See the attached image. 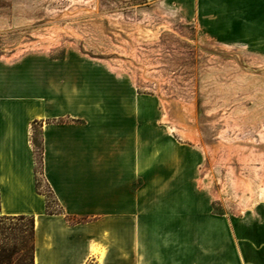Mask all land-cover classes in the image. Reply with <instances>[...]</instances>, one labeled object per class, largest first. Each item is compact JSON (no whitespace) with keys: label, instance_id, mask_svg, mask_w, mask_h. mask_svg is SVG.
<instances>
[{"label":"crops","instance_id":"1","mask_svg":"<svg viewBox=\"0 0 264 264\" xmlns=\"http://www.w3.org/2000/svg\"><path fill=\"white\" fill-rule=\"evenodd\" d=\"M159 1L206 37L264 54V0ZM96 83L63 66L49 75L26 53L0 59V216L33 217L34 264H264V208L229 219L199 207L191 166L171 136L160 154L127 81L107 95ZM36 125L60 212L36 187Z\"/></svg>","mask_w":264,"mask_h":264},{"label":"rangeland","instance_id":"2","mask_svg":"<svg viewBox=\"0 0 264 264\" xmlns=\"http://www.w3.org/2000/svg\"><path fill=\"white\" fill-rule=\"evenodd\" d=\"M262 52L206 37L159 0H0V59L26 53L33 64L46 59L49 75L89 72L105 95L127 81L159 127L160 154L171 136L191 166L193 202L229 219L264 208ZM183 113L198 140L173 124ZM217 140L232 147L214 151ZM33 248L30 218L0 220L3 264H33Z\"/></svg>","mask_w":264,"mask_h":264},{"label":"trees","instance_id":"3","mask_svg":"<svg viewBox=\"0 0 264 264\" xmlns=\"http://www.w3.org/2000/svg\"><path fill=\"white\" fill-rule=\"evenodd\" d=\"M33 144L35 148V172H36V187L37 190L43 194H45L47 198V212L48 213H56L60 212V205L59 202L53 193V190L51 189L50 185L47 183L43 176V147L40 138L37 136H33ZM42 180L47 184L48 190H44L42 188L41 182ZM24 219V218H30L32 220V232L34 233V219L33 217L25 216V215H18V216H0V220L2 219ZM33 243H34V234H33ZM34 252V248H33ZM34 256V255H33ZM0 264H3L1 260V252H0ZM33 264H34V258H33Z\"/></svg>","mask_w":264,"mask_h":264},{"label":"bare ground","instance_id":"4","mask_svg":"<svg viewBox=\"0 0 264 264\" xmlns=\"http://www.w3.org/2000/svg\"><path fill=\"white\" fill-rule=\"evenodd\" d=\"M42 44L46 45V46L48 45L47 42H42ZM172 121H173V124L176 123V124L179 125L181 131L183 132V134L185 136H187L188 138L194 139V140H198L199 137L197 135L195 126H194V124L191 121L187 120V114L186 113L175 114ZM204 134L207 135L205 131H204ZM215 143H216V145L214 146V149H213V146H212V149L214 151L218 147L219 148H223V150H225L227 146L228 147H232L231 144H227V143H225L222 140H217V141H215ZM260 149H261V156L264 158V146L260 147Z\"/></svg>","mask_w":264,"mask_h":264}]
</instances>
